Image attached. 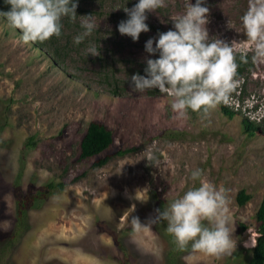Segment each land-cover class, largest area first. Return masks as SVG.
Listing matches in <instances>:
<instances>
[{"label": "rangeland", "instance_id": "374dc122", "mask_svg": "<svg viewBox=\"0 0 264 264\" xmlns=\"http://www.w3.org/2000/svg\"><path fill=\"white\" fill-rule=\"evenodd\" d=\"M188 2L166 0V7L147 13L150 31L135 42L117 26L128 18L124 8L138 0H78L75 20L62 19L59 38L27 45L0 16V264H245L264 193V62L253 61L240 19L248 0L205 3L210 39L247 55L242 82L224 105L232 117L221 104L206 119L190 110L178 119L169 94L130 88L133 74L145 75V57L158 58L145 51L147 40L173 29ZM89 15L95 30L77 45L82 16ZM89 47L100 54L88 55ZM243 118L260 130L245 133ZM90 121L106 126L113 143L79 159ZM28 139L33 146H25ZM124 149L132 150L115 154ZM104 156L105 164L93 166ZM195 169L228 195L236 247L220 259L178 250L167 221L155 219L157 209L200 186L191 177ZM42 189L24 224L16 225L17 193ZM240 189L250 195L243 205L236 201ZM132 217L146 227L134 229Z\"/></svg>", "mask_w": 264, "mask_h": 264}, {"label": "clouds", "instance_id": "9594fccd", "mask_svg": "<svg viewBox=\"0 0 264 264\" xmlns=\"http://www.w3.org/2000/svg\"><path fill=\"white\" fill-rule=\"evenodd\" d=\"M8 11H0L9 26L19 30L24 44L44 43L62 35V19L75 20L78 0H4ZM206 0L185 5V12L173 18V29L150 38L145 44V75L133 74L131 90L143 93L159 90L173 97L171 108L178 119H186L189 110L202 119L210 116L219 105H229L232 94L241 84L238 78L236 55L232 43L210 39L207 25L210 9ZM166 7V0H138L131 8H124L127 19L118 24L122 36L135 42L141 33L150 31L147 13ZM84 31L74 38L79 45L95 30L92 15L82 16ZM250 45L254 62H264V0H248V8L240 18ZM155 44V46H154ZM88 55L98 56L95 47ZM247 63V55H241ZM259 121V119L257 120ZM148 161L154 164V158ZM203 170L191 173L193 180H201ZM155 219L167 221V232L174 237L180 251L191 248L193 253L220 259L230 255L236 247L234 227L229 214L226 190L201 180L199 187L189 189L175 199L167 209L156 210ZM207 222V225L205 224ZM134 229L146 227L138 217H132Z\"/></svg>", "mask_w": 264, "mask_h": 264}, {"label": "trees", "instance_id": "16d2710c", "mask_svg": "<svg viewBox=\"0 0 264 264\" xmlns=\"http://www.w3.org/2000/svg\"><path fill=\"white\" fill-rule=\"evenodd\" d=\"M10 5L5 4L4 0H0V11H8ZM240 55H236L237 63L239 64L238 75L242 72L244 68V63L240 60ZM221 111L228 117L234 115V111L230 110L229 107L221 105ZM264 122V118L261 120V123ZM243 131L248 135H253L257 130H260V123H255L254 120L247 118L242 119ZM264 133V132H263ZM29 142V143H28ZM113 143L112 132L104 125L96 122H88L85 132L82 135L79 143V159H88L94 156L99 155L101 152L105 151ZM34 145L31 139H28L25 143V146ZM132 149L117 150L115 154L123 155L126 152L131 151ZM109 156H104L99 158L96 162L93 163V166H102L107 162ZM52 183L47 184V188H52ZM63 185H59V189H62ZM45 194L44 189L40 190L37 194H19L15 196V206L17 220L16 225L22 226L25 220L26 211L29 210L38 200L39 197ZM250 199V195L240 189L236 195V201L238 205H243ZM162 203L160 206H162ZM254 220L256 224L257 236L255 238L254 245L251 248V254L246 260L245 264H264V193L261 197V200L258 204V207L254 213Z\"/></svg>", "mask_w": 264, "mask_h": 264}, {"label": "built area", "instance_id": "2783aa9c", "mask_svg": "<svg viewBox=\"0 0 264 264\" xmlns=\"http://www.w3.org/2000/svg\"><path fill=\"white\" fill-rule=\"evenodd\" d=\"M237 104H238V103H236V106H237ZM236 106L234 105V110L236 109V111H237V107H236ZM258 119H259V118H258ZM258 119H257V120H258Z\"/></svg>", "mask_w": 264, "mask_h": 264}, {"label": "bare ground", "instance_id": "6f19581e", "mask_svg": "<svg viewBox=\"0 0 264 264\" xmlns=\"http://www.w3.org/2000/svg\"><path fill=\"white\" fill-rule=\"evenodd\" d=\"M252 241H254V240H252Z\"/></svg>", "mask_w": 264, "mask_h": 264}]
</instances>
